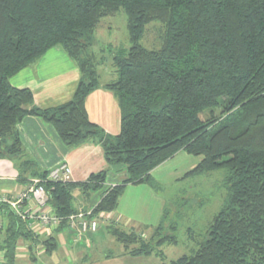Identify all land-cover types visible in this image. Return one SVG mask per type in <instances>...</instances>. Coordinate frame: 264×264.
Segmentation results:
<instances>
[{
  "label": "trees",
  "instance_id": "trees-1",
  "mask_svg": "<svg viewBox=\"0 0 264 264\" xmlns=\"http://www.w3.org/2000/svg\"><path fill=\"white\" fill-rule=\"evenodd\" d=\"M121 9L131 46L113 57L117 78L105 84L121 110V130L112 135L90 120L86 99L100 85L90 53L96 27ZM154 20L165 25V35L160 48L148 49L140 39ZM56 46L74 60L81 77L71 100L41 108L30 88L10 79ZM218 106L239 112L217 122L212 109ZM210 109L203 121L201 114ZM27 115L52 123L69 147L98 139L108 165L125 166L127 176L109 187L108 170L85 181H53L49 171H34L35 163L23 160L21 168L33 169L63 222L54 235L39 238L0 204L3 264L17 263L22 239L47 253L56 249L57 234L78 211L76 189L101 192L96 213L114 211L128 184L148 182L179 151L202 157L188 176L225 169L227 195L199 248L172 264H264V0H0V158L24 157L17 125ZM165 215L160 231L167 230ZM171 229L161 243L176 240ZM148 249L130 253L150 254Z\"/></svg>",
  "mask_w": 264,
  "mask_h": 264
},
{
  "label": "crops",
  "instance_id": "crops-1",
  "mask_svg": "<svg viewBox=\"0 0 264 264\" xmlns=\"http://www.w3.org/2000/svg\"><path fill=\"white\" fill-rule=\"evenodd\" d=\"M80 77L78 65L62 47L56 46L12 76L10 82L19 88H30L34 93L35 106L49 108L71 100ZM116 78L117 72H112L106 81L100 80V85L86 99V110L90 120L112 135H117L121 130V110L116 94L107 89L105 84ZM17 130L24 147V157L21 159L0 158V197H16L31 180L35 179L33 169L21 168V163L25 159L35 163L34 171L37 172L50 171L62 163H67L72 168L74 181H85L92 173L102 170H108L106 183L108 185L112 182L116 183L114 181H122L127 176L125 166L108 165L102 145L96 138H90L80 145L69 147L52 123L35 115L25 116L17 125ZM201 160V156L192 155L186 151L176 153L151 172L148 182L128 184L119 198L116 209L112 214L108 212L107 217L113 216L146 231L156 228L167 211V199L162 193L155 191L156 187L163 185L162 178L167 175L172 176L177 182L196 176L187 174ZM171 161L174 163L176 161V164L172 165L170 170H163V167ZM26 179L30 180L27 182ZM99 197L96 196L93 199L99 202ZM90 207L92 206L82 205L81 209L88 211ZM102 221L97 232L87 233L78 241L74 240V232L67 228L59 232L58 246L51 253H47L41 244H35L30 239L20 240L17 264H171L172 259L154 262L150 254L133 256L119 251L112 256L109 253L100 257L93 256L96 245L104 238V233L101 231ZM1 222L4 225L7 223L6 219ZM38 232L36 236L39 238L56 233L54 229L38 230Z\"/></svg>",
  "mask_w": 264,
  "mask_h": 264
},
{
  "label": "rangeland",
  "instance_id": "rangeland-1",
  "mask_svg": "<svg viewBox=\"0 0 264 264\" xmlns=\"http://www.w3.org/2000/svg\"><path fill=\"white\" fill-rule=\"evenodd\" d=\"M164 35L165 25L161 21L154 20L145 26L140 43L148 49H158L161 47ZM130 46L128 17L125 10L121 9L115 15L104 17L100 21L96 27L94 43L90 48V53L95 55L101 81H106L112 75V72L116 73L113 57L122 48L128 49ZM212 110L217 117V122L221 123L227 122L228 119L233 117L232 115L239 112L238 107L226 111L223 107L218 106ZM212 110H206L201 114L203 121L210 118ZM174 164H176V161L175 163L171 161L163 167V170H170ZM225 174V169H216L209 173L181 179L179 182L168 175L162 178L163 185L157 186L154 190L157 193H162L167 199V218L164 222L167 230L160 231L158 229L164 218L158 226L156 225V228L146 231L138 226L122 222L113 216L107 217L106 220L102 221L101 231L104 233V238L96 245L97 248L93 250V256L100 257L105 253L112 256L118 254L119 251L122 254L125 252L132 255L131 250L138 251L149 248L152 251L150 255L153 256L152 260L154 262L167 259L170 261L172 259L170 262L172 264L181 256L193 253L205 239L210 222L224 204L227 195L223 185ZM122 181H114L116 182L114 184H120ZM114 184L112 182L105 186L109 187ZM73 195L75 207L78 209L77 212H79V209L82 211V205L92 206L90 209L96 207L100 201L96 202L93 199L94 197L100 196L101 199V192H84L82 189H76ZM112 212L109 213L112 214ZM172 226H175L176 240L161 243L162 238L172 233ZM70 231L74 232L73 230ZM140 255L144 254L135 256Z\"/></svg>",
  "mask_w": 264,
  "mask_h": 264
},
{
  "label": "built area",
  "instance_id": "built-area-1",
  "mask_svg": "<svg viewBox=\"0 0 264 264\" xmlns=\"http://www.w3.org/2000/svg\"><path fill=\"white\" fill-rule=\"evenodd\" d=\"M49 180L68 181L72 179V168L67 163H62L49 171ZM115 185V184H114ZM49 194L41 184V180L35 178L16 197H0V204L8 207L21 217L27 227L36 236L38 230H56L63 219L54 213L49 207ZM107 219V212H95V207L88 211H79L67 219V229L74 231V240H80L87 233H95L99 230L100 221ZM4 263V256L0 252V264Z\"/></svg>",
  "mask_w": 264,
  "mask_h": 264
}]
</instances>
